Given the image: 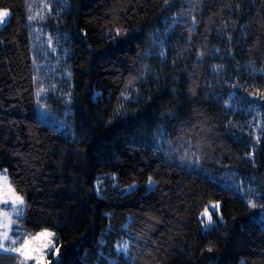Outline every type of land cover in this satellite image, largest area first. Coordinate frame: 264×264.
Listing matches in <instances>:
<instances>
[{
    "label": "trees",
    "instance_id": "obj_1",
    "mask_svg": "<svg viewBox=\"0 0 264 264\" xmlns=\"http://www.w3.org/2000/svg\"><path fill=\"white\" fill-rule=\"evenodd\" d=\"M42 1L0 0V170L51 264H264V0Z\"/></svg>",
    "mask_w": 264,
    "mask_h": 264
},
{
    "label": "rangeland",
    "instance_id": "obj_2",
    "mask_svg": "<svg viewBox=\"0 0 264 264\" xmlns=\"http://www.w3.org/2000/svg\"><path fill=\"white\" fill-rule=\"evenodd\" d=\"M44 8L48 4V0H43ZM0 12H7V16L0 21V29L9 21L11 12L8 9H0ZM38 34V31H37ZM37 39V38H36ZM53 38L38 34L37 46H41V53L47 56L46 51H57ZM45 88L38 90V114L48 123L63 128L68 126L69 118L59 117L56 112L49 109L44 103ZM16 197H22L11 184L6 169L0 170V238L7 232L8 239L3 240V247H0V264H51V255L55 253L58 257L56 247V233L52 229H43L37 232H30L25 228L24 218L27 213L26 201L19 203ZM208 220L210 215L203 214ZM15 242V243H13ZM22 246H24L22 248ZM4 249H22L28 255H21L20 251H6Z\"/></svg>",
    "mask_w": 264,
    "mask_h": 264
},
{
    "label": "snow or ice",
    "instance_id": "obj_3",
    "mask_svg": "<svg viewBox=\"0 0 264 264\" xmlns=\"http://www.w3.org/2000/svg\"><path fill=\"white\" fill-rule=\"evenodd\" d=\"M5 16H7V12H0V21H2ZM16 199L19 201V203H21V204L23 203V198L22 197H16ZM252 206L255 207V204H252ZM7 239H8V235H7V232H5L3 234V237L0 238V247H3L2 241L3 240H7ZM13 243H15V242H13ZM23 247L24 246H22V248ZM4 250H6V251H20L21 255H25V256L28 255V253L23 251L22 249H4Z\"/></svg>",
    "mask_w": 264,
    "mask_h": 264
}]
</instances>
